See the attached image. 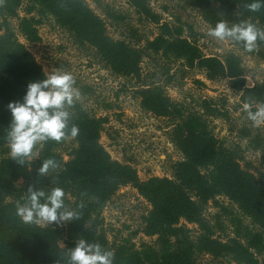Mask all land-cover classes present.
<instances>
[{
    "label": "trees",
    "instance_id": "1",
    "mask_svg": "<svg viewBox=\"0 0 264 264\" xmlns=\"http://www.w3.org/2000/svg\"><path fill=\"white\" fill-rule=\"evenodd\" d=\"M183 1L210 28L224 20L229 27L247 22L264 30V8L256 13L246 10L245 6L253 0ZM96 2L99 4V0ZM128 4L139 20L155 26L157 32L152 33L151 39L139 37L138 30L130 25L120 38H112L104 18L85 0H0V264H69L70 249L79 239L99 243L112 251L113 264H198L200 255L209 256L219 264H264V171L256 170L245 157L251 150L261 151L264 158V125L256 126L250 120L233 125L230 131L239 143H226L210 127L214 119H228L225 99L221 107L214 98L198 100L197 111L186 112L181 104L164 94L159 83L144 81L140 66L143 54L150 52L176 64L175 72L181 76L197 70L209 81L225 79L230 90L239 95L234 111L241 110L246 115L244 103L250 104L252 111L264 104V82L247 88L245 68L235 53L207 56L191 38L194 34H184L182 26L161 22L147 0H128ZM23 5L25 15L19 17ZM99 6L106 19L116 22L123 19L109 7ZM42 17L52 19L75 45L93 50L113 75L135 79L133 93L141 107L155 117L172 122L169 136L182 160L173 164L171 179L139 182L131 165L113 161L98 143L103 120L76 104L69 109V128L75 125L79 129L75 138L69 135L59 143L49 141L42 147L37 145L33 159L25 160L23 165L11 159L7 105L22 101L27 84L46 76L33 55L19 42L10 21L17 20L18 33L27 42L35 43ZM188 29L191 32V27ZM127 32L134 42L124 37ZM234 45L264 66V41L258 40L251 52L242 45ZM165 71L171 82L175 73L169 75V67ZM68 141L75 146L68 152V161H64L59 150ZM243 141L244 146L240 144ZM47 159H54L58 166L40 176L38 169ZM19 181L22 183L18 186ZM127 185L135 187L149 205L142 224L144 235L155 237L153 245L142 244L135 249L126 242L110 244L97 231L100 211L120 187ZM30 186L46 193L62 188L65 208L77 213L79 219L60 223L62 230L56 223L41 227L23 222L16 215V207L27 198ZM217 197H225L237 211L236 215L229 213L233 236L225 239L216 236L217 228L224 230L222 223L205 216L210 202L228 214ZM241 217L248 219L252 227L245 226ZM61 237H65L64 247L59 246Z\"/></svg>",
    "mask_w": 264,
    "mask_h": 264
},
{
    "label": "rangeland",
    "instance_id": "2",
    "mask_svg": "<svg viewBox=\"0 0 264 264\" xmlns=\"http://www.w3.org/2000/svg\"><path fill=\"white\" fill-rule=\"evenodd\" d=\"M85 1L98 16L104 18L108 34L114 39L120 38L119 35L127 25L136 28L139 37L151 39L152 33L157 32L153 24L139 20V16L129 6L128 0H99V4L109 7L117 14L116 16L123 18L117 22L106 19L104 10L96 0ZM147 3L149 8L160 17L161 22L182 26L184 34H194L191 38L205 55L221 57L226 53H235L245 68L244 78L247 88H253L256 84L264 82V66L261 62L238 49L233 42H221L209 36L210 27L183 0H147ZM24 10L25 5L19 10V17H24ZM10 24L19 42L33 55L46 78L52 73L72 75L75 81L74 86L80 93L74 104L90 115L103 120V130L98 143L113 161L131 165L136 171L139 182H146L153 178L171 179L173 177L172 166L182 160V155L169 136L172 122L155 117L141 107L139 99L135 98L133 93L137 85L135 79L113 75L95 56L93 50L75 45L69 34L50 18H40V24L37 26L38 41L35 43L27 42L18 33L17 20H11ZM188 27H191V32ZM124 37L128 41H135L128 32ZM159 55L150 52L143 54L140 66L142 79L144 78L147 83H159L164 94L171 101L181 104L186 112L197 111L198 100L214 98L221 107L222 99H225V107L229 109L228 119L223 117L211 121L212 118H208L212 122L210 127L214 135L226 140V143H239L235 133H231L230 130L233 125H240L249 119L241 110L234 111L235 105L239 103V95L230 90L229 82L225 79L209 81L204 73L197 70L181 76L175 72L178 68L176 64L168 63ZM168 67L169 75L175 73L171 82H168L166 76L165 69ZM240 144L244 146L245 142ZM74 146L71 141H68L66 146L59 150L64 161H68V152ZM245 157L256 170L264 171V158L261 151L249 150L245 153ZM21 183L19 181L17 185ZM216 199L219 204L227 208L228 214L223 213L213 202H210L205 216L211 221L218 220L222 223L224 230L221 232L217 228V237L222 239L232 237L229 213L236 215L237 211L225 197ZM148 210L149 205L135 187L122 186L100 211V225L97 231L103 233L110 244L126 242L128 246L133 245L135 249L142 244L153 245L155 237H147L143 231L142 218ZM242 220L245 226L252 227L248 219L242 218ZM37 225L50 226L44 223ZM58 227L62 230L63 224ZM193 227L189 226L190 229H194ZM60 239L59 246L64 247L65 237ZM197 262L198 264L220 263L205 255L198 256ZM223 263H225L224 260Z\"/></svg>",
    "mask_w": 264,
    "mask_h": 264
},
{
    "label": "clouds",
    "instance_id": "3",
    "mask_svg": "<svg viewBox=\"0 0 264 264\" xmlns=\"http://www.w3.org/2000/svg\"><path fill=\"white\" fill-rule=\"evenodd\" d=\"M245 7L249 12H259L264 8V0H253ZM208 35L217 41L242 45L248 52L254 50L258 40L264 41V30L247 22L229 27V23L221 20L209 29ZM74 85L70 73H52L43 80L28 83L22 101L8 103L10 123L7 143L13 161L23 165L25 160H32L37 145L42 147L49 141L59 143L69 135L72 138L78 135V127L72 125L69 128V109L80 95ZM243 108L254 125H264V104H260L255 111L248 103H244ZM57 166L54 159H47L39 167L38 174L46 175ZM27 192V198L16 207V215L23 222L49 225L79 219L77 213L65 208L62 188H53L46 193L30 186ZM113 261L112 251L105 250L99 243H88L85 239H79L69 252V264H113Z\"/></svg>",
    "mask_w": 264,
    "mask_h": 264
}]
</instances>
